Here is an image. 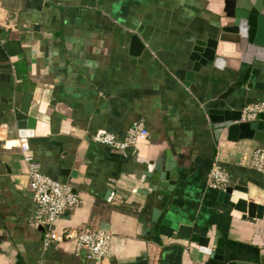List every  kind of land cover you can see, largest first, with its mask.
<instances>
[{
    "label": "crops",
    "instance_id": "crops-1",
    "mask_svg": "<svg viewBox=\"0 0 264 264\" xmlns=\"http://www.w3.org/2000/svg\"><path fill=\"white\" fill-rule=\"evenodd\" d=\"M238 0H0V264H264V216L243 219L219 201L206 179L212 163L239 198L264 207V174L249 168L253 141L215 138L209 109L240 111L264 99V66L238 84L237 67L193 73L194 42L222 43ZM132 37L143 49L131 53ZM31 95L26 156L41 173L72 188L80 205L51 230L89 228L111 236V256L88 260L73 243L42 248L43 229L27 192L24 155L13 117ZM142 121L147 137L131 153L93 141L118 139ZM170 160L169 195L147 210L145 160ZM165 190L164 188L162 189ZM159 210L152 221V210ZM142 218L148 230L140 222ZM206 241L211 255L201 252ZM222 249L220 256L214 251ZM217 257V259H215Z\"/></svg>",
    "mask_w": 264,
    "mask_h": 264
},
{
    "label": "water",
    "instance_id": "water-1",
    "mask_svg": "<svg viewBox=\"0 0 264 264\" xmlns=\"http://www.w3.org/2000/svg\"><path fill=\"white\" fill-rule=\"evenodd\" d=\"M231 16L230 24L221 30V33L226 36L222 39V43L232 46L230 53L233 55L230 61L227 62L216 55L218 40H197L194 42L191 53L188 56V61L192 64L189 70V77L201 69L212 67L222 69L228 65L232 68L237 67L238 84L242 85L248 80L254 65L264 66V0H238ZM142 49L140 41L136 37H132L131 53L136 56ZM30 101L31 95L23 94L20 106L14 111L13 121L20 138L30 137L32 134L30 130L34 128V120L27 115ZM207 115L215 138L225 132L227 140L230 142L249 140L264 148V114L260 115L256 121L250 123L240 121V111L209 109ZM132 151L133 149L129 148L125 153L128 154ZM142 163L146 165V169L142 173V180L147 183L145 193H141L147 198V203L142 210L147 211L156 202L159 195L163 196L159 207H164L165 198L169 195L168 189L171 187L170 178L176 177L174 166L168 159L166 163L169 164L162 166V161H159V158L150 161L145 160ZM163 188L165 189L164 191L162 190ZM234 191L243 194L247 192L245 189L227 187L225 191L220 192L219 201L240 212L243 219H262L264 207L243 198H239L234 202L231 201ZM158 213L159 210L155 208L152 210L153 222ZM140 222L146 225L142 218H140ZM144 230H148L147 225ZM199 244L202 246V253L211 255V251L206 248V241L201 240ZM213 256H220L218 260L221 262L224 260L222 249L218 247L214 251Z\"/></svg>",
    "mask_w": 264,
    "mask_h": 264
},
{
    "label": "built area",
    "instance_id": "built-area-1",
    "mask_svg": "<svg viewBox=\"0 0 264 264\" xmlns=\"http://www.w3.org/2000/svg\"><path fill=\"white\" fill-rule=\"evenodd\" d=\"M264 114V100L247 105L241 112V122L256 121ZM148 133L142 121L133 123L127 130L123 139L98 132L93 135V141L111 151L124 152L134 148L139 140L147 137ZM18 148L24 155L27 167V192L36 204L37 211L32 224L43 229L42 248L44 250L63 243H73L76 255L83 254L88 260H105L111 256V236L105 231H93L89 228L80 230H64L56 233L51 230L55 221L69 209L80 205V199L72 188L66 184L54 181L41 173L40 166L30 157L26 156L29 149L25 138L17 141ZM248 166L250 169L264 174V148L258 147L252 153ZM229 179L216 159L208 172L206 185L213 190L225 191Z\"/></svg>",
    "mask_w": 264,
    "mask_h": 264
}]
</instances>
